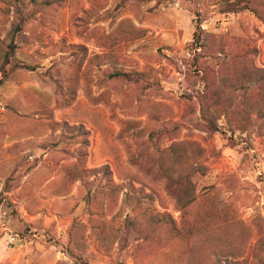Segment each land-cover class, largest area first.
Returning a JSON list of instances; mask_svg holds the SVG:
<instances>
[{
    "label": "rangeland",
    "instance_id": "obj_1",
    "mask_svg": "<svg viewBox=\"0 0 264 264\" xmlns=\"http://www.w3.org/2000/svg\"><path fill=\"white\" fill-rule=\"evenodd\" d=\"M0 264H264V0H0Z\"/></svg>",
    "mask_w": 264,
    "mask_h": 264
},
{
    "label": "trees",
    "instance_id": "obj_2",
    "mask_svg": "<svg viewBox=\"0 0 264 264\" xmlns=\"http://www.w3.org/2000/svg\"><path fill=\"white\" fill-rule=\"evenodd\" d=\"M245 1V0H244ZM14 52L13 48H12V53ZM118 76V74L116 75ZM185 184L183 183H179L177 184V188H175V193L176 194H179L183 191H186V194L190 193V191L194 190V185L191 183L188 184V187L187 186H184ZM194 201V198H191L189 201H185V205H190L192 202ZM182 199L177 197V203H182Z\"/></svg>",
    "mask_w": 264,
    "mask_h": 264
}]
</instances>
